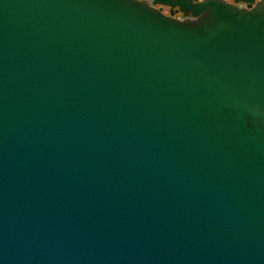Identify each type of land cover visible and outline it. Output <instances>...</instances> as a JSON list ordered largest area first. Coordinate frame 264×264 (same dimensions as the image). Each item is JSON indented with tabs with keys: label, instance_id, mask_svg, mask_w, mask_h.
<instances>
[{
	"label": "water",
	"instance_id": "95a60500",
	"mask_svg": "<svg viewBox=\"0 0 264 264\" xmlns=\"http://www.w3.org/2000/svg\"><path fill=\"white\" fill-rule=\"evenodd\" d=\"M0 0V264H264V0Z\"/></svg>",
	"mask_w": 264,
	"mask_h": 264
},
{
	"label": "flooded vegetation",
	"instance_id": "af4514ba",
	"mask_svg": "<svg viewBox=\"0 0 264 264\" xmlns=\"http://www.w3.org/2000/svg\"><path fill=\"white\" fill-rule=\"evenodd\" d=\"M143 1L148 2L150 5L157 8L166 15L172 14L175 18H179V19L182 18L183 16V12L177 6H171L163 3H153L152 0H143ZM192 1H199V0H192ZM226 1L230 3L240 4L242 6H247V3L241 0H226Z\"/></svg>",
	"mask_w": 264,
	"mask_h": 264
}]
</instances>
